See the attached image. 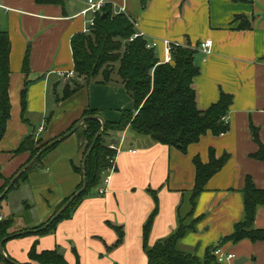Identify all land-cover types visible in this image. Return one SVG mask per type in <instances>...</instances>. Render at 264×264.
<instances>
[{"label": "crops", "instance_id": "obj_1", "mask_svg": "<svg viewBox=\"0 0 264 264\" xmlns=\"http://www.w3.org/2000/svg\"><path fill=\"white\" fill-rule=\"evenodd\" d=\"M64 1L0 0V30L10 36L12 71L11 116L0 140V185L30 160V152H12L27 135L51 141L90 109L106 121L117 122L124 110L134 108L132 96L114 75L111 81L98 76L71 91L77 75L68 78L63 73L75 69L72 39L85 32L90 13H84L87 0ZM106 3L114 13H126L138 33L158 42L160 60L166 40L196 48L201 70L194 80L198 105L206 109L219 101L222 92L231 94L230 129L218 136L208 132L186 150L135 135L130 129L110 132L107 143L120 149L106 193L99 194L100 186L94 189L73 217L59 222L52 233L7 240L4 254L21 264L33 263L29 252L37 242L38 252L63 248L68 264H149L144 226L156 201L159 210L148 236L150 245L177 229L179 205L187 198L184 191L196 183L194 158L208 163L213 149L217 158L229 154V159L200 193L194 213L201 216L197 230L186 234L180 247L204 257L210 245L222 243L237 259H247L243 264H264V241L223 243L244 217L246 178L264 188V161L252 156L259 150L252 126L259 128L264 140V0H147L146 6L143 0ZM207 40H212L209 52L200 47ZM27 53L29 72L23 69ZM79 132L52 148L39 168L12 190V201L18 199L29 213L19 224L16 221L13 233L35 231L33 227L48 223L65 199L78 191L83 175L77 167H82L86 144ZM117 226L124 232L119 245ZM255 227L264 228V205L258 206Z\"/></svg>", "mask_w": 264, "mask_h": 264}, {"label": "trees", "instance_id": "obj_2", "mask_svg": "<svg viewBox=\"0 0 264 264\" xmlns=\"http://www.w3.org/2000/svg\"><path fill=\"white\" fill-rule=\"evenodd\" d=\"M37 1L53 4H64L65 2L64 0ZM146 5L147 0H143V6ZM105 12H107V16L103 18V14H100L96 25L90 31L78 33L72 39L74 70L77 78L73 80L71 91L80 89L93 79H97L98 76H101L105 81H111L115 70H117L120 76L119 81L124 84L134 100V108L124 110L121 119L117 122L106 121V127L103 130H101L102 122L98 118L86 120L83 124L85 129L81 135L86 142L84 155L93 144L96 135L101 131L86 162L87 188L76 196L69 206L46 228H41L46 225L44 223L33 227L36 229L35 231L25 232L16 237L29 233H36L37 235L52 233L56 230L59 222L73 217L84 197L100 186L104 173L112 166L111 159L116 156L117 149L111 148L107 143V137L111 135L110 132L130 129L135 135L147 136L157 143L178 146L186 150L190 144L198 142L208 132L218 136L230 129L227 115L233 103L231 94L222 92L219 101L206 109H201L198 105V94L194 80L201 70L195 60L196 48L190 45H175L173 61L170 63L161 62L157 50L147 47L149 40L146 37L137 36L132 39L138 32L126 13H114L109 4L105 6L103 13ZM10 53L9 33L6 30H0L1 138L11 116L9 86L12 71ZM115 63H118L117 68ZM23 69L25 72H29L28 53L25 56ZM25 93L24 89L23 107L25 105ZM97 114L98 111L90 109L84 116ZM252 135L259 144V150L252 156L264 161V140L261 138L258 127L252 126ZM51 141H44L32 133L27 135L12 152L15 154L30 152L31 160ZM56 145L43 152L34 164L14 182L9 192L15 189L22 180H25L31 171L39 168L44 156ZM228 159L229 154L217 158L213 149H211L208 163H204L198 156L194 158L197 168L196 183L192 190L184 191L187 198L179 205L177 229L170 236L150 245L148 236L153 219L159 210L156 201V206L144 226V247L149 264H219L212 252L217 247L222 246V243L210 245L206 249L204 257H200L195 250L181 249L180 241L186 234L197 230V224L201 218V216H194L198 197L205 189L208 180L223 168ZM77 171L83 175L82 167H77ZM12 178L5 179L4 185L0 186V195L10 184ZM83 184L84 178L78 190L83 187ZM9 192L0 200V204ZM243 194L244 217L235 225L234 232L223 238V243L225 241L237 243L243 239L264 241V228L255 227L258 206L264 205V188H258L253 179L248 176ZM73 195L65 199L61 208ZM14 221L12 217L0 220V242L4 237L13 234L11 230L14 227ZM116 228L119 231L116 245H119L123 242L124 232L121 227L117 226ZM8 257L0 249V262L15 264ZM29 258L33 263L38 262L39 264H68L64 255L59 253L57 249L38 252L37 242L32 246Z\"/></svg>", "mask_w": 264, "mask_h": 264}, {"label": "built area", "instance_id": "obj_3", "mask_svg": "<svg viewBox=\"0 0 264 264\" xmlns=\"http://www.w3.org/2000/svg\"><path fill=\"white\" fill-rule=\"evenodd\" d=\"M87 8L84 10V13H90V17L87 19V27L85 32L90 31L97 23L98 17L100 14H103V10L107 5L106 0H87ZM137 36H144L142 33H136L132 39ZM177 44H174L170 41H165V49H164V58L161 59V62L170 63L173 61V48ZM212 45V40H207L200 44V47L205 51L209 52ZM148 48H153L157 50L158 42L157 41H148ZM66 77L71 78L76 75L75 70H70L63 73ZM42 130V127L40 128ZM110 147L113 149H117V153L119 151V147L115 144H110ZM116 153V156H117ZM116 156L111 159L112 166L104 173V177L101 183V186L98 190L99 194H104L107 191V186L111 181L112 175L116 168ZM6 219L3 214H0V220ZM216 260L219 264H231L233 261H236L237 256L234 253L225 251L221 246L217 247L213 252Z\"/></svg>", "mask_w": 264, "mask_h": 264}, {"label": "water", "instance_id": "obj_4", "mask_svg": "<svg viewBox=\"0 0 264 264\" xmlns=\"http://www.w3.org/2000/svg\"><path fill=\"white\" fill-rule=\"evenodd\" d=\"M107 16V12L103 13L102 17L105 18ZM0 104H1V88H0ZM89 118H98L99 120H101L102 122V129L103 130L106 127V120L103 116L97 114V115H86L84 117H82L81 119H79V121L76 122V124L69 130L67 131L65 134L57 137L56 139L52 140L51 142H49L46 146H44L30 161L29 163H27L26 165H24L17 173L16 175L12 178L10 184L6 187V189L4 190V192L0 195V200H2L4 198V196L9 192L11 186L14 184V182L25 172L26 169H28L32 164H34V162L40 157V155L45 152L47 149L51 148L52 146L60 143L61 141H63L64 139L68 138L70 135H72L74 132H76L85 122L86 120H88ZM101 134V131L96 135V137L94 138L93 144L91 145V147L89 148V150L87 151L86 155L84 156L83 162H82V173H83V178H84V184L83 187L80 188L70 199L69 201L50 219V221L48 223H46V225H44L43 228H46L51 222H53L68 206L69 204L76 198V196L80 195L86 188L88 185V179H87V173H86V162L87 159L89 157V155L91 154V152L94 149V146L99 138ZM2 135V131H1V126H0V138ZM24 234V231L18 232V233H13L10 234L6 237H4L1 242H0V249L1 251L4 253L5 249H4V245L5 242L11 238H14L18 235ZM64 249L60 248L59 253L64 254ZM5 255V254H4ZM6 256V255H5ZM8 259L10 261H12L15 264H21L16 262L15 260H12L11 258L8 257ZM247 259L241 257L236 259L235 264H243Z\"/></svg>", "mask_w": 264, "mask_h": 264}, {"label": "rangeland", "instance_id": "obj_5", "mask_svg": "<svg viewBox=\"0 0 264 264\" xmlns=\"http://www.w3.org/2000/svg\"><path fill=\"white\" fill-rule=\"evenodd\" d=\"M115 66L117 68L118 67V63H115ZM113 75H114V77L116 76V79L120 80V76L118 75L117 70H115ZM99 77H101V76H99ZM79 131L82 132L83 131L82 128ZM81 132H79V133H81ZM4 183L1 184V185H4ZM100 186H101V184H100ZM13 193H14V191H11L7 195V197L1 202V204H0V212H4L6 214V215L4 214V216L13 217V218L16 219V220L14 219L15 221H14V227H13V228H15L16 221L19 224L20 221L23 220L24 217H26L27 214H29V213H27V211L24 209L22 203L18 199L12 201ZM183 250L192 251V250H188V249H183ZM32 264H39V263L38 262H34ZM231 264H235V261H233V263H231Z\"/></svg>", "mask_w": 264, "mask_h": 264}]
</instances>
